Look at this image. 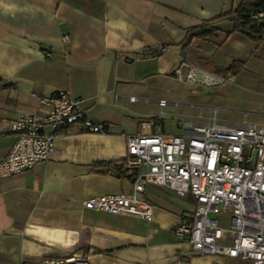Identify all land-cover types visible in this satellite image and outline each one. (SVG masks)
<instances>
[{
    "label": "crops",
    "instance_id": "obj_1",
    "mask_svg": "<svg viewBox=\"0 0 264 264\" xmlns=\"http://www.w3.org/2000/svg\"><path fill=\"white\" fill-rule=\"evenodd\" d=\"M240 2L0 0V160L16 140L9 124L21 114L42 115L40 99L60 90L80 98L87 117L104 124L106 131L64 130L47 161L0 178V264H27L77 251L89 252L91 264H251L201 256L176 240L175 227L189 215L168 199L193 201L190 197L146 185L143 197L154 211L150 222L83 207L92 197L130 193L126 139L140 133L142 121L153 119L152 131L170 134L172 124L162 109L158 106V113L146 107L150 78L176 80L171 73L180 61L213 74L233 62H243L236 76L264 73V29L253 40L234 32L233 21L226 20L214 25L209 40L182 43L185 30L233 12ZM158 47L168 50L148 58L146 52ZM41 49L52 56L45 58ZM195 117L188 113L171 119L179 130L176 119L195 122ZM213 122L224 124L210 114L206 123Z\"/></svg>",
    "mask_w": 264,
    "mask_h": 264
},
{
    "label": "built area",
    "instance_id": "obj_2",
    "mask_svg": "<svg viewBox=\"0 0 264 264\" xmlns=\"http://www.w3.org/2000/svg\"><path fill=\"white\" fill-rule=\"evenodd\" d=\"M250 19L264 21V13ZM68 37L64 36L63 41ZM158 47L148 58L167 52ZM45 58L52 52L41 49ZM180 82L218 87L232 76L213 74L185 61L173 71ZM131 102L139 101L130 97ZM80 98L60 90L42 97V115L21 114L9 124L15 142L0 160V178L32 169L49 159L57 137L70 128L104 134L105 126L87 117ZM168 103L158 100L163 109ZM176 119L180 134L152 131L154 120L140 123V133L126 139L125 169L132 176L129 194H107L83 202L87 210L153 219L143 197L145 186L163 188L178 198L190 197L195 210L174 229L176 240L201 256H223L264 264V125L204 123ZM27 264H91L90 253L77 251Z\"/></svg>",
    "mask_w": 264,
    "mask_h": 264
},
{
    "label": "rangeland",
    "instance_id": "obj_3",
    "mask_svg": "<svg viewBox=\"0 0 264 264\" xmlns=\"http://www.w3.org/2000/svg\"><path fill=\"white\" fill-rule=\"evenodd\" d=\"M249 70L252 71L253 69L249 68ZM253 72L245 71L244 74L236 76L233 81H227L218 87L211 88L182 83L177 80L176 76L175 79L178 82L170 77L153 76L145 83L149 85L145 95V98L149 100L146 102V107L151 111L157 108L159 113L160 109L156 102L164 99L168 103L161 110V113L166 115L168 124H172L171 128L167 130L170 134L181 133L180 130L176 129V126H173L174 121L171 116L188 113L198 114L204 123L209 121L211 114L212 117L217 118L218 123H241L245 121L248 124H261L263 126L264 73L260 75L256 70ZM171 74L174 75V72ZM206 96L212 100H203ZM213 100L214 102H212ZM185 105H188L190 109ZM193 109L199 113H192L194 112ZM195 119L196 117L191 120ZM168 201L177 208L186 209L187 215L192 214L195 210L193 201L175 199L174 197L169 198Z\"/></svg>",
    "mask_w": 264,
    "mask_h": 264
},
{
    "label": "trees",
    "instance_id": "obj_4",
    "mask_svg": "<svg viewBox=\"0 0 264 264\" xmlns=\"http://www.w3.org/2000/svg\"><path fill=\"white\" fill-rule=\"evenodd\" d=\"M262 11L264 13L263 0H241L237 8L225 15H220L217 18L204 21L196 26L185 30V35L182 40L183 44H189L193 38L202 40H209L215 33L214 25L226 20H231L234 23V32L241 33L246 37L256 40L261 37L262 30L264 29L263 22H255L250 19L252 13ZM229 36V33L224 35V38L216 43L220 47L223 41ZM243 68V62H233L227 69L223 70L221 74L229 73L232 77L236 76Z\"/></svg>",
    "mask_w": 264,
    "mask_h": 264
}]
</instances>
